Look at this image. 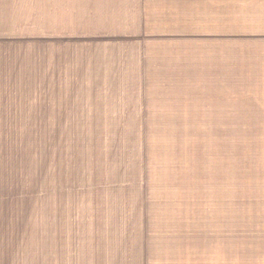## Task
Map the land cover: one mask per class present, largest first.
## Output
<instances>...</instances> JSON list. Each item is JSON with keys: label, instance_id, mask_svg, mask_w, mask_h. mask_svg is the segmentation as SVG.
Returning a JSON list of instances; mask_svg holds the SVG:
<instances>
[{"label": "rangeland", "instance_id": "rangeland-1", "mask_svg": "<svg viewBox=\"0 0 264 264\" xmlns=\"http://www.w3.org/2000/svg\"><path fill=\"white\" fill-rule=\"evenodd\" d=\"M0 264H264V0H0Z\"/></svg>", "mask_w": 264, "mask_h": 264}]
</instances>
